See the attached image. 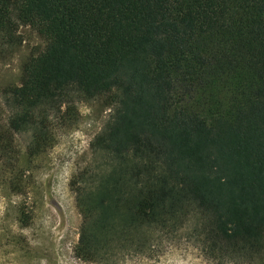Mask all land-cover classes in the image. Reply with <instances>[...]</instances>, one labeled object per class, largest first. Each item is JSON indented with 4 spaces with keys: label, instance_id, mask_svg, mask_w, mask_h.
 Instances as JSON below:
<instances>
[{
    "label": "trees",
    "instance_id": "trees-1",
    "mask_svg": "<svg viewBox=\"0 0 264 264\" xmlns=\"http://www.w3.org/2000/svg\"><path fill=\"white\" fill-rule=\"evenodd\" d=\"M21 24L47 43L5 89L0 154L25 131L42 153L77 99L112 107L74 187L79 257L192 219L207 256H264V0H0V35Z\"/></svg>",
    "mask_w": 264,
    "mask_h": 264
},
{
    "label": "rangeland",
    "instance_id": "rangeland-1",
    "mask_svg": "<svg viewBox=\"0 0 264 264\" xmlns=\"http://www.w3.org/2000/svg\"><path fill=\"white\" fill-rule=\"evenodd\" d=\"M46 43L25 24L18 26L13 40L0 35L2 130H8L12 114L6 87L20 84L24 64ZM111 111L104 97L75 100L67 112L47 119L52 144L33 158H29L33 133H13L16 154H0V264H264V256L254 260L207 256L193 237L194 219L178 232L148 229L140 241H127L124 249L111 251L105 259L79 257L76 246L83 216L74 187L97 160L91 142Z\"/></svg>",
    "mask_w": 264,
    "mask_h": 264
}]
</instances>
